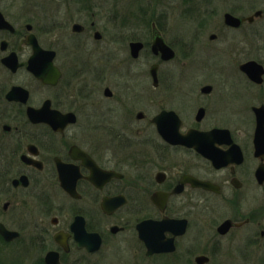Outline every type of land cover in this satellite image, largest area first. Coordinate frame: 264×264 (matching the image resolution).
<instances>
[{
  "label": "flooded vegetation",
  "instance_id": "flooded-vegetation-1",
  "mask_svg": "<svg viewBox=\"0 0 264 264\" xmlns=\"http://www.w3.org/2000/svg\"><path fill=\"white\" fill-rule=\"evenodd\" d=\"M207 1L0 0V264H264V0Z\"/></svg>",
  "mask_w": 264,
  "mask_h": 264
},
{
  "label": "rangeland",
  "instance_id": "rangeland-1",
  "mask_svg": "<svg viewBox=\"0 0 264 264\" xmlns=\"http://www.w3.org/2000/svg\"><path fill=\"white\" fill-rule=\"evenodd\" d=\"M163 3H165V7L168 8V20L167 22L170 23L171 27L174 28V29H180L179 28V25L182 23V21L185 23L184 26L187 24H192L194 22L197 21L196 19V16H187V14L184 15L183 11H184V8L185 6L184 5H181L180 3V0H179V3L177 4V2L175 0H163ZM161 6V5H159ZM209 6L208 5V1L207 0H203V2L200 3V13L198 14L200 17L198 18V20L202 19L204 16L205 18H203V20H206V22L209 21V18H211V16L208 14L210 13L209 12ZM221 6L223 7L224 6V3L223 1L221 0V5H220V0H215V6L214 8H217V14L215 15V20L217 23L215 24H218L220 21H222V19H220V16H221ZM211 7V6H210ZM208 14V15H207ZM63 20V19H61ZM208 24H212V28L214 27L215 24H213V22H210ZM66 25L63 24V26ZM190 29V30H189ZM192 29V26L189 25L188 27H185V29L183 30V33L185 34L184 35V38L187 39V36L188 33L190 32L191 35L193 34V30ZM50 31L49 30H45V29H42L41 30V35L42 36H45V38H49V34ZM61 33H66V29H61ZM180 33H182L180 31ZM206 63V61H204ZM204 64V63H203ZM205 65H209V64H205ZM181 66V67H179ZM193 65H191V63H188V62H184V63H180V62H177V63H174V64H170L168 66H166L164 68V71H168V72H175V71H183L186 73V71L189 72V74H192L193 73ZM207 69V68H206ZM200 73L201 74H204L202 72H205L206 70H203V69H200ZM186 76V74H185ZM185 86H187V84H185ZM9 252L10 250L8 249L7 251V256L9 255ZM14 262V259L12 257H9V260H8V264H13Z\"/></svg>",
  "mask_w": 264,
  "mask_h": 264
},
{
  "label": "water",
  "instance_id": "water-1",
  "mask_svg": "<svg viewBox=\"0 0 264 264\" xmlns=\"http://www.w3.org/2000/svg\"><path fill=\"white\" fill-rule=\"evenodd\" d=\"M34 46L37 47L36 44H35ZM37 48L40 49L39 47H37ZM40 50H41V49H40ZM35 56H36V57H34V58L30 61L31 70H32L37 76H39L40 79H44V78H45L44 74H42V73L40 72L39 69H36V68L34 67L35 60H36V58H37V55H35ZM258 133H259V134L264 133V119H263L262 122H261V121L259 122Z\"/></svg>",
  "mask_w": 264,
  "mask_h": 264
}]
</instances>
